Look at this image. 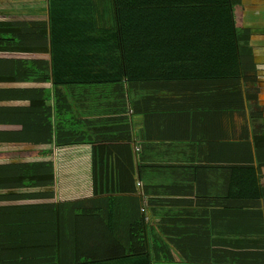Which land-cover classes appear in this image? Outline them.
<instances>
[{"label": "trees", "instance_id": "trees-1", "mask_svg": "<svg viewBox=\"0 0 264 264\" xmlns=\"http://www.w3.org/2000/svg\"><path fill=\"white\" fill-rule=\"evenodd\" d=\"M42 2V53L24 64L18 60L23 56L10 55L11 84L0 91L26 104L20 110L26 116L16 115L10 122L2 117L7 109H0V136L10 138L0 142V149L10 148L2 157L50 155L51 150L37 153L34 146L41 142L90 145L91 204L111 208L113 233L119 207L137 217L131 221L127 216L128 259L177 264L181 256L186 264H264V252L256 244L211 240L216 231L221 237L228 230L230 236L236 234L230 222L259 219L257 213L249 218V210L264 204L254 161L223 162L227 157H220L219 165L210 162L211 152L217 149L221 156L224 145L211 142L210 134L227 138L223 125L233 113L246 112V85L255 82L251 48L240 45L249 41L242 0ZM15 41L0 38V45ZM84 96L92 98L93 107L104 99L106 117L100 122L83 120L85 110L93 108ZM135 117L142 119L139 128ZM211 121L217 127L208 126ZM198 128L201 139L196 138ZM51 166L33 163L14 170L29 186L47 185L53 182ZM58 209L53 220L57 213L61 222L63 207ZM214 219L223 221L224 228L211 223ZM46 250L43 245L40 264H67L62 259L57 263ZM94 263L101 261L74 262Z\"/></svg>", "mask_w": 264, "mask_h": 264}, {"label": "crops", "instance_id": "crops-1", "mask_svg": "<svg viewBox=\"0 0 264 264\" xmlns=\"http://www.w3.org/2000/svg\"><path fill=\"white\" fill-rule=\"evenodd\" d=\"M12 1L0 0V38L16 39V46L0 45V61H2L0 64V91H2L1 89L9 90L7 86L11 84L7 83L8 70L13 67L9 62L10 55L23 56L18 60L24 64V62L30 61L31 63L36 60L38 52L42 53L40 39L43 34L41 17L44 3L42 0L14 1L18 3ZM242 6V26L249 32V41L241 42L240 45L243 48H251L255 73L250 77L255 82L246 85L248 93V102L246 107L244 106L246 112L243 111L242 115L233 113L223 125L227 138L225 140L217 139L216 134H210L214 137L211 142L224 143L223 146L221 144L223 147L220 152L221 156L217 149H214L211 152L210 162L219 165L220 157H227V160H223V162H229V159L232 162L235 159H242L243 162L254 161V166L260 169L259 177L262 179L264 191V0H242ZM13 99L10 93L2 92L0 94V109H7L2 113V117L8 122L16 115L26 116V114H20V110L26 108L25 102L12 101ZM91 99L89 96L83 97L84 101L92 104ZM98 101L99 103L94 107L92 104V109L85 110L88 114H85L83 120L93 117V120L100 122V119L106 117L104 115L106 111L102 110L105 104L104 99ZM89 103L87 106H90ZM10 109L15 111L17 109L19 114H15ZM34 115L40 118L36 122L39 121L41 125V112ZM134 119L139 128L142 119L140 117ZM207 124L217 127L214 121ZM201 130L198 128L196 138L201 139L203 133ZM9 140V136H0L1 143L9 142ZM24 142L26 143V141ZM28 147L32 148L33 146ZM34 147L37 149V153L51 150V154L10 158L2 157L9 155L10 148L8 150L0 149V264H40L43 245H46V252H51L52 259H55L53 253L56 255L57 263L61 259L63 263L74 264L77 259L85 261L95 258L101 263L94 264H146L143 260L128 259L125 256L124 245L128 240L127 227L129 226L127 216L131 221L137 218L133 217L132 210H130V215H127L129 212L119 207V214L114 222L115 226L112 227L115 232L113 233L110 231L109 222L111 208L104 204H91V199L94 197L91 146L58 147L53 143L44 145L41 142L40 146ZM23 148L25 150V146L20 150L23 151ZM33 163L34 165L51 163L52 184L39 183L33 184L32 187L29 186V181H21L17 177L15 167ZM63 164L69 165L63 169L65 175L61 179L60 169ZM85 190L88 191V195L75 197L78 192ZM80 201L84 203L82 205L67 204ZM59 205L63 207L61 222H58L57 213L53 220V211L59 210ZM249 211H251L249 218L252 219V214L257 213L259 219L238 223L230 222V229L234 228L236 234L230 236L233 232L228 230L223 232V238L216 231L211 236V240L222 239L232 244L241 239V242H251L254 248H256V244L258 251L264 252V204L255 211ZM114 219L115 217L113 221ZM251 222L254 224L248 227ZM211 223L224 228L223 221L214 219ZM252 228H257L258 231H250ZM59 237H61L60 244H62L61 255H59V250L57 251ZM47 246L50 248L48 249ZM230 248L228 251L236 252L234 248ZM180 257L177 256V264H186L185 259Z\"/></svg>", "mask_w": 264, "mask_h": 264}, {"label": "rangeland", "instance_id": "rangeland-1", "mask_svg": "<svg viewBox=\"0 0 264 264\" xmlns=\"http://www.w3.org/2000/svg\"><path fill=\"white\" fill-rule=\"evenodd\" d=\"M67 165H69V164H63V165H61V169H60V177H61V179H63V176L65 175L64 174L65 170H63V169H65V167ZM76 195L77 196H75V197H85L86 195H88V191L85 190L84 192H78V194H76Z\"/></svg>", "mask_w": 264, "mask_h": 264}, {"label": "built area", "instance_id": "built-area-1", "mask_svg": "<svg viewBox=\"0 0 264 264\" xmlns=\"http://www.w3.org/2000/svg\"><path fill=\"white\" fill-rule=\"evenodd\" d=\"M140 187V185H138Z\"/></svg>", "mask_w": 264, "mask_h": 264}]
</instances>
